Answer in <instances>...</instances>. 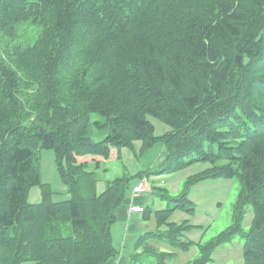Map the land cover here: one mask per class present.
I'll return each instance as SVG.
<instances>
[{"label": "trees", "instance_id": "trees-1", "mask_svg": "<svg viewBox=\"0 0 264 264\" xmlns=\"http://www.w3.org/2000/svg\"><path fill=\"white\" fill-rule=\"evenodd\" d=\"M21 21L40 30L32 44L0 48V264L115 257L112 228L129 178L98 192L89 162L98 167L94 156L117 158L135 141L142 151L164 144L165 172L210 164L187 185L236 177L240 191L233 224L205 243L185 236L192 225L170 219L194 212L187 190L161 194L172 208L145 204L141 220L154 229L137 237L129 264L151 255L168 264L193 246L199 255L188 264H207L239 233L242 264H264V0H0L3 39ZM149 116L170 131L157 135ZM103 127L107 134L94 140ZM40 149L54 151L64 200L54 201L40 179ZM34 186L40 200L31 203ZM247 205L252 219L242 233Z\"/></svg>", "mask_w": 264, "mask_h": 264}, {"label": "rangeland", "instance_id": "rangeland-1", "mask_svg": "<svg viewBox=\"0 0 264 264\" xmlns=\"http://www.w3.org/2000/svg\"><path fill=\"white\" fill-rule=\"evenodd\" d=\"M39 30L38 25L21 21L16 24L14 36L3 39L0 35V48L4 45L3 41L23 45L32 44ZM148 118L154 125L157 135L170 131V126L161 120L152 116ZM96 119L104 121L102 115L92 113L91 120ZM107 132L108 127L94 129L91 136L94 140H100L104 138ZM164 152L165 146L161 142L142 151L141 142L135 141L132 148H122L119 157H110L107 160L100 159L98 167L95 166L94 161L89 162V169L94 170L97 175L98 192L105 188L108 181L126 176L129 178L131 190L141 181L146 183L149 189L140 193L148 196V204L153 209H164L168 206L172 208L173 202L169 201L168 198L161 199V194H166L168 197H176L183 193L184 190H187V195L194 204V212L176 210L170 218L171 221L176 223L187 222L192 225L185 231V236L192 241L205 243L227 230L234 221L233 214L240 191L238 179L236 177L204 178L187 185L188 177L203 171L210 164L197 162L173 172H165L162 171V165H160L165 158ZM38 154L41 181L50 185L54 201L66 199L68 197L67 186L62 181L57 170L54 151L52 149H40ZM96 157L99 156H94L93 158L96 159ZM156 187H161L168 191L165 193ZM27 199L31 203L38 202L40 200L39 187L30 188ZM137 214L141 216V212ZM251 219L252 208L251 205H247L241 220L242 233L248 232ZM143 224L144 232L154 229L153 221ZM243 243L244 238L241 233L235 235L232 240L224 242L214 251L213 259L207 264H242ZM152 244L160 251L169 252L172 250L165 242H153ZM174 252L175 254L173 258L169 259L168 264H188L199 255V251L195 246L187 251L176 250ZM136 263L157 264L156 257L152 255L148 257L141 256ZM23 264L31 263L25 262Z\"/></svg>", "mask_w": 264, "mask_h": 264}, {"label": "crops", "instance_id": "crops-1", "mask_svg": "<svg viewBox=\"0 0 264 264\" xmlns=\"http://www.w3.org/2000/svg\"><path fill=\"white\" fill-rule=\"evenodd\" d=\"M100 159L102 158L96 157V160L100 161ZM148 200L149 199L147 195H142L141 193L134 195L133 189L127 193L124 202L117 208V221L112 228L114 243L119 253L115 257H112L106 261L104 264H129V259L132 256L134 250V243L144 229L141 216H139L137 213H130L129 207L131 205L143 207L148 203ZM129 251L131 252L128 253Z\"/></svg>", "mask_w": 264, "mask_h": 264}, {"label": "built area", "instance_id": "built-area-1", "mask_svg": "<svg viewBox=\"0 0 264 264\" xmlns=\"http://www.w3.org/2000/svg\"><path fill=\"white\" fill-rule=\"evenodd\" d=\"M149 189V186L144 183V182H139L133 189V194L134 195H138L140 192ZM142 207L141 206H137V205H131L129 207V212L130 213H138V212H142Z\"/></svg>", "mask_w": 264, "mask_h": 264}]
</instances>
